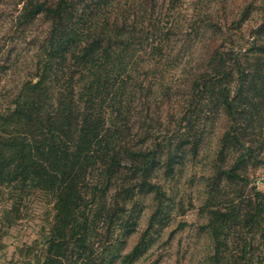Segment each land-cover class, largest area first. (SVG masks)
Returning a JSON list of instances; mask_svg holds the SVG:
<instances>
[{
  "label": "trees",
  "instance_id": "16d2710c",
  "mask_svg": "<svg viewBox=\"0 0 264 264\" xmlns=\"http://www.w3.org/2000/svg\"><path fill=\"white\" fill-rule=\"evenodd\" d=\"M179 1H16L17 27L40 19L49 25L33 72L16 85L11 105L0 108V194L8 196L3 215L10 222L20 219L26 195H43L51 205L27 246L38 253L37 263L101 264L92 252L95 218L112 209V218L121 216L118 226L132 232L136 197L159 195L152 171L163 146L155 138L148 146L131 142L130 121L149 109L164 85H174L158 76L170 44L182 43L181 51L192 40L173 12ZM195 22L206 27L203 18ZM248 34L227 47L206 45L189 68L183 108L191 110L196 91L225 111L229 125L220 153L228 147L239 152L217 177L244 186L247 165L264 162V18ZM219 204L208 207L206 221L215 254L224 251L236 264H264V191L252 186ZM147 230L125 258L147 249Z\"/></svg>",
  "mask_w": 264,
  "mask_h": 264
},
{
  "label": "rangeland",
  "instance_id": "374dc122",
  "mask_svg": "<svg viewBox=\"0 0 264 264\" xmlns=\"http://www.w3.org/2000/svg\"><path fill=\"white\" fill-rule=\"evenodd\" d=\"M16 1L0 0V66L3 67L0 108L11 105L16 85L33 72L37 46L49 25L40 19L25 28L17 27ZM173 12L180 19L182 29L190 32L192 40L181 51L178 50L180 42H172L166 49L168 55L161 62V71L166 64L167 67L158 78L174 85L169 88L164 85L160 97L150 103L149 109L143 107L130 121L131 142L142 140V146H148L155 138L163 146L152 171L159 195L155 198L150 192L136 197L129 218L130 223L136 222L131 226L132 232H128L129 227L124 230L118 226L121 216L112 218V209L109 216L101 214L95 218L98 228L95 227L91 240L97 263L236 264L234 258L224 257V251L215 254L214 241L206 227L208 207L215 201L224 204L227 197L242 191L249 193L252 186L264 191V162L258 166L247 165L250 180L245 186L217 177L219 168L231 164L239 151L228 147L220 153L229 118L213 98L206 93L207 98L200 99V92L195 91L189 100L191 110L183 111L188 102L189 68L200 60L206 45L227 47L244 36L246 39L251 27L264 18V0H180ZM199 18L205 19V28L195 22ZM217 20L219 26L214 25ZM211 195L215 196L214 200L209 198ZM6 198L7 195L0 194V264H39L35 257L38 253L29 251L27 246L38 238L51 205L43 195H26L20 219L10 222L3 215L4 208L10 206L4 201ZM145 229H148L147 249L136 259L128 260L125 255Z\"/></svg>",
  "mask_w": 264,
  "mask_h": 264
},
{
  "label": "water",
  "instance_id": "95a60500",
  "mask_svg": "<svg viewBox=\"0 0 264 264\" xmlns=\"http://www.w3.org/2000/svg\"><path fill=\"white\" fill-rule=\"evenodd\" d=\"M262 182L264 183V180Z\"/></svg>",
  "mask_w": 264,
  "mask_h": 264
}]
</instances>
